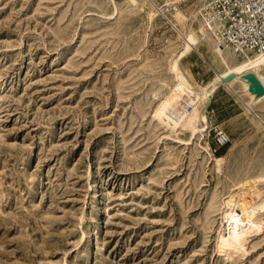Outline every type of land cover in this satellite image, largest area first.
I'll return each instance as SVG.
<instances>
[{
	"label": "rangeland",
	"instance_id": "rangeland-1",
	"mask_svg": "<svg viewBox=\"0 0 264 264\" xmlns=\"http://www.w3.org/2000/svg\"><path fill=\"white\" fill-rule=\"evenodd\" d=\"M177 1L181 22L145 0H0V264H264V209L219 241L230 195L264 200V100L232 75L197 104L204 135L155 116L178 30L200 42L179 62L196 90L226 69L203 0Z\"/></svg>",
	"mask_w": 264,
	"mask_h": 264
},
{
	"label": "bare ground",
	"instance_id": "bare-ground-1",
	"mask_svg": "<svg viewBox=\"0 0 264 264\" xmlns=\"http://www.w3.org/2000/svg\"><path fill=\"white\" fill-rule=\"evenodd\" d=\"M131 1L134 3L136 2V0ZM145 1L152 7H155L157 11L164 12L165 14H167V11L171 13L170 7L178 3L177 0H167L166 4L158 9L152 0ZM173 9L175 11V17L179 22L185 19L184 14L180 12L178 8L175 7ZM152 12L149 16L151 20L155 17V13ZM203 26L204 28H201L200 32L205 35L206 31L207 39L210 38L213 41H217L210 35L204 21ZM178 32L183 39V46L181 48L182 50L176 54L171 62V70L175 73L176 83L170 95L162 102L155 112V116L163 123L174 129L181 127L187 128L193 132V135L198 132L204 135V133L208 131V127L203 126L199 128L198 126L200 117L196 110L197 104L200 100L211 97L219 85H226L225 80H228L232 75L247 85L251 94V101L256 104L264 100V52L238 53L230 46H223L216 42V44H214V53L226 69L222 73H216L212 81L203 88L196 90L179 70V62L188 56L200 42L196 33L193 31L183 32L178 30ZM189 105L193 106L191 110L188 109ZM201 119L208 125L205 116ZM221 160L222 159L217 158L216 163L219 164ZM223 204V212L221 211L222 221L227 222L228 227H226V225L221 227L219 231V241L222 247H238L242 244L243 238L247 235V230L251 225V219L255 212L264 209V200L255 201L249 189L243 185L239 194L230 195ZM237 208H240L241 214L238 213Z\"/></svg>",
	"mask_w": 264,
	"mask_h": 264
},
{
	"label": "built area",
	"instance_id": "built-area-1",
	"mask_svg": "<svg viewBox=\"0 0 264 264\" xmlns=\"http://www.w3.org/2000/svg\"><path fill=\"white\" fill-rule=\"evenodd\" d=\"M199 13L219 44L238 53L264 52V0H203ZM214 138L217 149L229 142L222 128L216 129Z\"/></svg>",
	"mask_w": 264,
	"mask_h": 264
},
{
	"label": "water",
	"instance_id": "water-1",
	"mask_svg": "<svg viewBox=\"0 0 264 264\" xmlns=\"http://www.w3.org/2000/svg\"><path fill=\"white\" fill-rule=\"evenodd\" d=\"M210 102L207 104L206 108L209 106Z\"/></svg>",
	"mask_w": 264,
	"mask_h": 264
}]
</instances>
